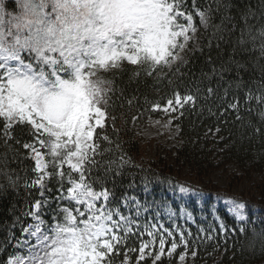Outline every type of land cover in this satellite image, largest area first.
<instances>
[{
    "label": "snow or ice",
    "instance_id": "snow-or-ice-1",
    "mask_svg": "<svg viewBox=\"0 0 264 264\" xmlns=\"http://www.w3.org/2000/svg\"><path fill=\"white\" fill-rule=\"evenodd\" d=\"M210 12V6L198 7L197 0L190 6L187 0H11V7L9 0H0V144L7 148L17 144L28 151L37 173L31 186L39 187L41 196L53 177L60 193L50 229L43 231L45 222L36 212L28 213L38 223L22 231L33 229L30 236L35 243L18 240L27 247V257L16 256L5 264H112L121 254V264H133L129 253L135 256L134 264L148 260L163 264L174 256L183 264L191 231L179 225L165 227L160 211L152 216L153 201L141 202L127 193L116 199L114 187L107 186L110 174L119 175L130 161L123 156L104 160L111 149L101 143L111 142L97 130L103 132L109 119L113 89L106 75L125 63L143 68L147 75L171 67L197 31L193 13L201 25H207ZM259 37L264 57V30ZM239 43L245 41L241 38ZM227 70L222 65L221 75ZM194 87L195 94L174 91L163 106L154 103L151 110L183 117L185 106L194 110L201 98L199 85L194 82ZM235 87L246 90L234 92L231 102L221 106L218 118L225 123L230 113L241 119L242 102L249 106V114L253 101L264 105V82L253 91L238 78ZM205 92L207 99L218 90L209 86ZM227 95L225 89L220 99ZM260 116L264 120V111ZM254 131L259 135L262 129ZM97 168L103 169L102 177L92 176ZM143 183L148 192L147 177ZM179 191L196 190L181 185ZM229 203L230 211L244 221L246 205L235 199ZM33 207L38 211L42 202L35 201ZM161 207L165 205L156 201L155 208ZM165 211L169 219L175 215L170 206ZM258 235L264 239V231ZM180 248L184 250L178 253Z\"/></svg>",
    "mask_w": 264,
    "mask_h": 264
},
{
    "label": "trees",
    "instance_id": "trees-1",
    "mask_svg": "<svg viewBox=\"0 0 264 264\" xmlns=\"http://www.w3.org/2000/svg\"><path fill=\"white\" fill-rule=\"evenodd\" d=\"M191 3L192 0H187L189 6ZM197 6L202 10L210 6L211 18L202 33L200 46L189 52L184 61L167 67L165 73L157 77L127 63L105 77L112 81L113 91L109 95L106 128L103 132L97 130L101 135L108 136L111 142L101 143L102 148L111 149L105 153L104 160L123 156L130 161L119 175L110 174L107 186L114 187L117 200L127 193L136 195L141 202L145 199L153 201L155 205L156 201L164 204L170 199L169 191L182 183V169H187V173L199 180L202 188L211 195L225 194L219 183L208 177L219 167L232 163L240 169V172L230 175L233 183L257 173L258 197L254 195L246 200L249 211L247 222L238 221L225 209L219 211L224 229L211 215L209 223L202 218L197 219V224L186 222L183 226L182 221L178 222L180 227L192 233L188 251L196 254L189 264H261L264 260V239L258 234L264 231V120L260 113L264 111V105L253 101V111L249 114L246 111L249 106L242 102L239 120L235 113L228 114L226 123L218 116L221 106L231 102L234 92L239 95L246 90L236 89L238 78H242L243 83L253 91L264 82V57L259 52V33L264 30V0H197ZM241 38L245 41L243 45L239 43ZM222 65L228 70L221 75ZM137 71L138 75H134ZM194 82L200 88L201 98L197 100V108L192 110L185 106L184 116L175 118L182 143L166 155L144 159L135 132L136 123L149 116H162L163 112L152 111L151 105L158 103L163 106L174 91L181 95L195 94ZM209 86L218 92L216 96L205 99V89ZM225 89L228 95L222 100L220 97L225 96ZM208 108L217 115H209ZM256 127L262 129L261 134L255 133ZM169 157H172L171 162ZM34 168V160L20 145L13 144L7 148L0 144V264H5L20 250V245L16 243L18 240L27 239L22 229L37 222L28 213L36 212L39 216L46 208L44 206L43 211H37L33 207L35 201L44 199L39 187L31 186L37 176ZM48 170L51 172V167ZM103 174L102 168L92 172V176L102 177ZM145 177L149 182L148 192L144 191ZM9 178L15 183H11ZM48 181V197L52 198L59 193V184L55 177ZM130 184L134 187L129 188ZM255 208L258 211H254ZM194 210L198 214V210ZM170 226H174L173 223L166 222V227ZM183 250L178 249V253ZM129 255L134 264L135 256ZM176 259L175 256L165 259L163 264ZM122 260L123 254L115 257L112 264H121ZM150 262L148 260L145 264Z\"/></svg>",
    "mask_w": 264,
    "mask_h": 264
},
{
    "label": "rangeland",
    "instance_id": "rangeland-1",
    "mask_svg": "<svg viewBox=\"0 0 264 264\" xmlns=\"http://www.w3.org/2000/svg\"><path fill=\"white\" fill-rule=\"evenodd\" d=\"M9 7H11V0H9ZM197 17L198 16L193 13L194 23L197 28L195 35L193 36L192 40H190L185 46L184 51L178 52V58L173 60L171 65L179 61H184L187 58L189 52H192L194 49L200 46L201 36L204 28L207 25H201L199 22V17L198 20ZM165 71L166 68L154 72L153 75L154 77H157L163 75ZM175 118V114L169 116L168 114L163 113L162 116H149L144 121L136 123L135 132L140 140L141 155L144 159L151 160L160 155H166L170 149L174 150L182 143V138L180 136V127ZM45 159L47 160L49 159V157L46 156ZM171 161L172 157H169V162ZM234 172H240V169L234 164L229 163L227 166L219 167L210 173L208 177L211 180L218 182L225 192V194H218L212 197L209 192L202 188V183L199 180L190 176L187 173V169H182V183L169 191L170 199L163 204L165 205V207L170 206L175 215L171 219H169L165 211V207L157 209L155 208V205H153L152 216L155 215V211H160L161 216L159 219L165 227L166 222H172L174 223V226L178 225L179 218L181 219V221H183L182 225H185L184 222L197 224L198 218H202L206 223H209V215L217 219L220 225L223 224L224 226V223L221 221V218L219 216V211L220 209H225L238 221L247 222L249 219V211L247 208L246 200L257 196L258 194V174L254 173L252 176L244 177L242 180L233 183L231 181L230 175H232ZM48 182L49 181L47 180L46 188L44 189L43 201L47 199L49 203L47 205H44L42 201V207L40 208L41 211H43L44 206H46V208H44L42 214L39 215L40 219L45 222L41 225V229L43 231H48L53 224L52 217L54 215V210H56L57 208L56 197L60 194L58 193L55 197L49 198L48 192L50 191V188ZM181 185L193 188L196 191L181 193L179 191V187ZM232 199H235L238 202L244 203L246 205L245 209L243 210V214L246 216V219L244 221L239 220L230 211L231 204L229 203V201ZM66 203V201L61 202L62 205ZM194 209H198V214L195 213ZM254 211H258V208H255ZM188 213H191L192 219H188ZM37 223L38 221L35 224ZM32 230L33 229H29V231L26 232V240H30L32 243H35V238L30 236V232ZM192 253L193 252L188 251V255L183 264H189L193 260L194 256L192 255ZM27 255V247L20 245L19 252L12 258H15L16 256L27 257ZM169 264H180V262L178 261V259H176V261ZM261 264H264V260L261 262Z\"/></svg>",
    "mask_w": 264,
    "mask_h": 264
}]
</instances>
